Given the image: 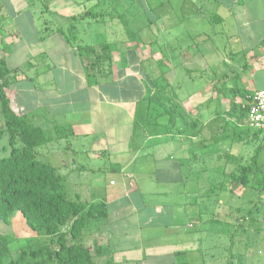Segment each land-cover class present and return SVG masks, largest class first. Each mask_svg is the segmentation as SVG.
Returning <instances> with one entry per match:
<instances>
[{
	"label": "crops",
	"instance_id": "obj_1",
	"mask_svg": "<svg viewBox=\"0 0 264 264\" xmlns=\"http://www.w3.org/2000/svg\"><path fill=\"white\" fill-rule=\"evenodd\" d=\"M121 1L125 5L114 15L108 39L112 62L104 70L88 71L72 45L98 46L106 41L68 42L57 26L41 36V41L48 40V49L19 57L10 40L19 36V30L6 22L5 1L0 0V57L10 69L5 87L10 106L45 132L47 142L37 147L38 158L53 165L63 177L68 198L104 206L105 215L93 219L85 233L86 246L89 241L92 247L100 246L98 262L222 264L229 237L219 225H229L230 215L224 212L222 223H215V204L204 196L208 190L204 180L208 181L210 171L200 165L213 162L214 155H201L202 159L193 163V154L200 153L193 147L213 132L216 116L231 117L230 108L239 96L243 99L239 89H264V0H189L191 24L179 30L181 20L175 16L168 22V13L164 14L159 43L147 33L134 39L135 32L128 29V21L134 18L123 15L125 11L129 14L132 1ZM220 7L226 11L218 13ZM86 10L65 13L67 21ZM103 20L87 16L74 20V28L81 22L92 26ZM200 23L206 24V29L199 30ZM173 25L177 30L174 35L168 32ZM99 31L94 28V34ZM181 36L188 38L184 42ZM220 38L223 46L218 44ZM174 41L180 47H173ZM199 45L208 53V60L182 71L194 79L192 92L182 94L178 70L185 59L200 52ZM227 45L234 47L235 55L221 53ZM168 47L169 51L174 48L175 55L167 52ZM238 54H244L247 62L240 73H234L229 62ZM153 57H158V74L152 72L155 65L144 60ZM204 73L208 81L203 79ZM155 75L159 92L157 101H150L145 96L155 88ZM215 76L239 77V87L235 83L228 87L233 96L220 94L229 81L224 79V85ZM214 99L215 108L205 109ZM219 99L223 103L220 108ZM233 118L226 119L228 124L236 122ZM201 126L203 137L199 135ZM7 153L9 145H2L0 158ZM21 219L25 223L22 213L14 212L5 223L10 231L3 232L40 238L21 227ZM217 244L224 249L218 256Z\"/></svg>",
	"mask_w": 264,
	"mask_h": 264
},
{
	"label": "trees",
	"instance_id": "obj_2",
	"mask_svg": "<svg viewBox=\"0 0 264 264\" xmlns=\"http://www.w3.org/2000/svg\"><path fill=\"white\" fill-rule=\"evenodd\" d=\"M87 16L96 19L97 17L105 18L104 12L87 9L85 13L74 14L69 18L68 33L64 32L63 26H58L57 30L64 32L68 42H73L69 33L70 28L75 27L73 21ZM134 35L137 41L140 35L136 32ZM72 46L84 59L88 71L89 69L104 70L112 62L110 42H103L98 46L74 43ZM9 73L10 69L5 58L0 57V138L7 135L9 145V154L0 158V221L8 223L11 215L19 211L28 227L40 238L32 240L33 243L30 241L28 247H20L13 254L10 251V245L15 242L16 237L12 233H0V264H104L96 260L100 246L94 244L92 253L85 245L86 229L93 219L105 215L104 206L97 203L85 205L81 202H72L66 193L63 177L53 165L38 158L37 147L47 142L46 134L40 127L31 123L25 114H17L12 110L5 92L6 78ZM158 92L159 89L151 90L145 97L150 98V101H157ZM239 93L245 101L248 99V104L242 106L238 103L240 109L237 114L236 111L232 112V108L237 104L234 103L230 108L232 110L231 112L229 110L230 116H235L236 122H229L234 127V131L228 139L230 142L250 144L254 148L253 154L248 160H244L242 155L234 158L231 150L228 149L226 154L214 156L213 163L216 160L220 161L223 157L221 167L203 166L210 171L209 187L207 191H204L205 193L203 192L209 203L218 205L223 195L225 200H228L236 187L241 186L252 191L250 198L245 201L246 205L242 204L241 208L235 206L233 209L226 201L228 213L225 211L224 214L233 215L235 222L224 226L219 225V228L224 229L229 237V242L223 250L228 256L229 253L237 255L235 260L226 259V264H246L245 253L239 249L242 247L241 243L245 245L250 243L252 233L258 228L255 224L260 210L264 206L262 198L264 171L258 163V155L264 150V131H252L248 124L247 111L252 102L253 92L239 89ZM239 121H246L245 132L237 130L238 125L240 126ZM225 122L228 124L227 121ZM202 127H199L201 137L205 133L201 132ZM216 133L209 131V136L200 139L201 145L193 147V150L204 148L211 142H219L221 136H217ZM260 134L262 135L261 144L257 145ZM202 140L208 141L207 144L202 143ZM230 156H233V162L230 163L232 167L227 170V161ZM196 158L202 159L201 154L196 152L193 154V163ZM212 173L218 174L217 181L212 180ZM253 179L257 180L253 181ZM213 216L215 223H222L223 216L217 208H214Z\"/></svg>",
	"mask_w": 264,
	"mask_h": 264
},
{
	"label": "rangeland",
	"instance_id": "obj_3",
	"mask_svg": "<svg viewBox=\"0 0 264 264\" xmlns=\"http://www.w3.org/2000/svg\"><path fill=\"white\" fill-rule=\"evenodd\" d=\"M5 1L4 6L6 7V12H7V20L6 22L10 23L12 22L14 25H16V28L19 30V36L10 40L14 41V45L17 46L19 57H26L31 54H36L41 52V49H48V40L41 41V36L45 34L46 30L54 29L57 26H63L64 27V32L68 33L67 29L69 27V21H67L65 13L72 14L76 13L79 11H82L84 9H91L95 12H104L105 18L103 21H100V23L88 26L86 25L85 20L81 22L76 28H70L69 33L72 36L71 38L77 42L79 41H95L94 39L100 40L103 39V41L109 42L110 40L109 37H112V20L114 18V15L119 14L122 10V5L124 6L125 3H122L121 0H100L101 2L99 3V0H90L92 5L90 4L89 0H3ZM132 2L130 3L131 8L129 9V14L123 13V15L126 16L127 19L129 17H133V20H129L128 29L130 28L131 32H136L137 34H145L147 33L151 38L153 39H158V43L160 42L161 36H160V29L162 28L161 22L165 20V15H166V20L168 22H171L174 17L176 16L177 19H180V23L182 25L178 26V28L185 29V26H189L191 23H188L189 17H191V11H192V4L189 0H185L183 2L182 0H145L147 3L142 2V0H131ZM180 2V3H178ZM97 4V6H95ZM178 6V7H177ZM206 7L207 11V6L205 4L200 3V7ZM195 11V10H194ZM211 11V10H210ZM226 11L223 8L220 7L219 12ZM216 13L214 14V16ZM177 19L175 21H177ZM150 20V21H149ZM149 21V22H148ZM132 22V23H130ZM148 23V25H147ZM148 26V27H147ZM94 28L101 29L97 34H94ZM145 28V29H143ZM175 25L169 26L168 32H170L172 35H174L177 30L174 29ZM206 29V24H201L199 25V30ZM186 30V29H185ZM184 30V31H185ZM169 34V33H168ZM187 35V32H186ZM15 37V36H14ZM182 38V39H181ZM181 40L185 42V39L188 37L181 36ZM180 39L178 42H180ZM224 39V37H223ZM51 43H54L53 41H49ZM222 43V39L218 41V44ZM224 45V42L221 44V46ZM186 46V45H183ZM173 47L177 48L180 47V45L176 46V42L174 41ZM226 50H221V53L224 52V54L230 55L232 52L233 55L236 54V52H233L234 47L227 45L225 46ZM168 49L167 52L171 55H175V50L172 48V51H169L171 48H166ZM202 49V46L199 45V50ZM144 60H150L153 64L155 65L154 67H151L152 72L154 74H158V57L157 58H151V59H144ZM208 60V53L206 51L200 50L194 58L192 59H185L183 63V67H181V70H178L180 73L177 76V80L180 83V92L182 94L190 93L193 90V84L192 80H194L189 74L182 72L185 68L189 69L192 67L194 63H199L200 65H203L207 62ZM198 61V62H197ZM246 59L244 57V54H238L237 58H234L229 62V66L231 69H233L234 73H240V71L246 66ZM238 63L240 64V67H238ZM214 69H219L215 67ZM228 70V68H225ZM221 70H223L221 68ZM182 72V73H181ZM214 77V76H212ZM216 77V76H215ZM239 77H229V78H223L221 76H218L215 78L216 81H219L221 83H227L229 81L228 85L225 87L223 90L224 92L220 93L221 95L225 96H233L234 93L232 92L231 89H228V87L232 86V84L235 83V87H239L238 81ZM192 79V80H191ZM203 79L205 81H208L210 78H208L205 73L203 76ZM226 82H224L225 80ZM154 83H152V86H155L153 91H158L157 88V75H155V78L152 79ZM201 83V81L199 80ZM264 85V82L262 83ZM173 87L175 88V82H173ZM235 90V89H233ZM238 94V93H237ZM220 95V96H221ZM237 96V95H236ZM240 97V96H239ZM237 98V106L233 107L232 110L230 109V112L236 111L239 112V107L238 103H241L242 106L248 104L247 99L246 101L244 98L241 99ZM214 100H211L208 104V106L205 108L208 111L212 110V107L215 108L217 105V102ZM219 108L222 107L223 103H221V100L219 99ZM225 105V109L227 110L228 106ZM241 106V107H242ZM229 116V115H228ZM226 115H219L216 116V122L214 126L211 128L214 129L213 132H217V136H221L219 142H211L209 143L208 146L202 148L200 147V154L201 155H214L215 157L217 155H223L226 154V151L229 149L232 152L231 154L235 156L237 155H242L244 157V160H248V158L253 154L254 148L248 144L245 145L242 142H230L228 139L229 136H231L233 130V126H230V124H226L225 121L227 118L234 119L231 116L228 117ZM230 119V120H231ZM240 126L238 125V129L240 132H245L246 129L244 127L245 122L239 121ZM221 128H223L221 130ZM252 131H257L256 128L250 127ZM250 134H252L250 132ZM225 138V139H224ZM260 138H262V135L260 134L257 140V145L261 144ZM7 143V136H3L0 138V147L2 145H6ZM200 146V145H199ZM9 153L5 154L6 156ZM3 156V154H0ZM207 155V156H208ZM230 158V159H229ZM227 161V170L231 168L232 166L230 163L233 162V156H230ZM214 159V158H213ZM221 160H216L215 163H206L202 164L200 163L201 166H208L210 168H219L221 167L224 159L223 157L220 158ZM258 163L261 165L263 171H264V150L258 155ZM199 167V166H198ZM200 169V167H199ZM210 174V173H209ZM212 180L217 181L219 179V176L217 173H212L211 174ZM210 179V177H209ZM208 179V181H209ZM257 180V179H256ZM253 179V181H256ZM207 179L204 180L205 184L207 182ZM252 194L251 189H246L243 187H236L234 188V193L229 197L228 200H225V196L220 200V203L218 205H214V208H217L221 211V214L226 211L227 207V202L230 203L232 208L234 209L235 206H239L241 208V205L244 204L246 205L247 199L250 198ZM262 198L264 199V192L262 193ZM264 208V206H263ZM261 208V212L259 213L257 223L255 224V227H258L254 233H252V236L250 237V243L248 245H245V243H241V249L240 251L245 253V261L246 264H264V209ZM229 210H231L229 208ZM20 214V213H19ZM230 218V223L235 222V218L233 215L229 216ZM22 221V219H21ZM26 223V222H25ZM21 223V227H25V230L29 232L30 235L34 234V231L31 230L27 224ZM2 221H0V232H9L7 231L9 227ZM217 230V229H216ZM20 231V229L18 230ZM22 232V231H20ZM4 233V232H3ZM220 233V232H217ZM33 238L31 236L27 237H21L18 236L16 237L15 242L11 243L10 245V251L11 253L15 254L20 247H28L30 241L32 242ZM33 243V242H32ZM89 248L91 252L93 253V247L91 241H89ZM227 245V244H226ZM225 245V246H226ZM221 246V247H220ZM246 247V248H245ZM222 244H217L216 246V256L220 252H222ZM224 259H232L235 260L236 254H230L229 256L227 255V252H224ZM244 255V254H243ZM223 259V258H222ZM225 260H223L224 263ZM244 261V262H245ZM222 263V264H223ZM225 264V263H224Z\"/></svg>",
	"mask_w": 264,
	"mask_h": 264
},
{
	"label": "built area",
	"instance_id": "obj_4",
	"mask_svg": "<svg viewBox=\"0 0 264 264\" xmlns=\"http://www.w3.org/2000/svg\"><path fill=\"white\" fill-rule=\"evenodd\" d=\"M247 117L250 127L264 131V89H257L253 92Z\"/></svg>",
	"mask_w": 264,
	"mask_h": 264
}]
</instances>
